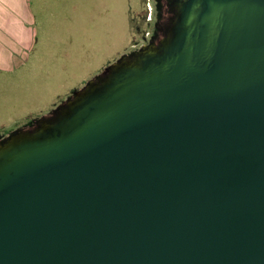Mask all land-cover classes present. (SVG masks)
I'll return each instance as SVG.
<instances>
[{"label":"water","instance_id":"1","mask_svg":"<svg viewBox=\"0 0 264 264\" xmlns=\"http://www.w3.org/2000/svg\"><path fill=\"white\" fill-rule=\"evenodd\" d=\"M0 138V264H264V0H179Z\"/></svg>","mask_w":264,"mask_h":264},{"label":"crops","instance_id":"2","mask_svg":"<svg viewBox=\"0 0 264 264\" xmlns=\"http://www.w3.org/2000/svg\"><path fill=\"white\" fill-rule=\"evenodd\" d=\"M55 1L0 0V128L45 115L58 100L64 99L70 88L72 54L67 47H76L73 55L86 60L88 53L101 56L106 45L109 54L105 55V65L113 60V35L102 33L98 24L101 21L96 17L105 16L103 0H62L82 5V10L77 11L83 16L71 20L77 30L74 39L67 36L69 28H65L63 20L56 21ZM104 35L106 41H102Z\"/></svg>","mask_w":264,"mask_h":264},{"label":"rangeland","instance_id":"3","mask_svg":"<svg viewBox=\"0 0 264 264\" xmlns=\"http://www.w3.org/2000/svg\"><path fill=\"white\" fill-rule=\"evenodd\" d=\"M146 5V0H103V14L105 16L98 15L97 18L101 21V30L102 33L111 34L113 35L114 45L112 47L111 53L113 54V60L111 62H107L105 65L106 57L105 55L109 54V50H107V46H104V51L101 53V56L97 54L94 56H90L88 53L87 59L83 60V57H75L73 55V51L76 47L66 48V50H71L72 54L70 53L69 59V83L70 88L68 90V94L72 93V91L76 90L77 88H83L89 81L94 79L104 68L109 66L110 64L114 63L117 59H119L122 55L134 51L137 47H139L143 43L142 35H139L136 27L139 25L140 27H147L146 25L143 26L141 21L143 18L141 17V10L144 3ZM85 5L87 3L85 2ZM151 5V2H150ZM77 10H82L81 3H74L66 1L62 3V0H56L54 4V15L56 21L58 19L63 20L65 24V28L67 31V36H71V38L76 37V27L73 25L71 20L74 21L76 17L80 18L83 15H78ZM51 13L53 12L52 8H50ZM85 17V16H84ZM111 17V19L109 18ZM152 17V14H151ZM145 21L146 17H145ZM86 23L88 20L86 19ZM105 35L102 41H106ZM133 44V45H132ZM78 58V60H75ZM104 63V66H102ZM64 96L63 101L67 100L69 95ZM57 101L53 108H50L46 114H42L39 116H34L32 118H26L21 120L18 123H14L10 127L7 128H0V136L3 138L11 135L12 132L21 129L26 125H30L34 123V119L42 118L43 116L48 115L54 109L59 108V106L63 102ZM38 117V118H37Z\"/></svg>","mask_w":264,"mask_h":264},{"label":"flooded vegetation","instance_id":"4","mask_svg":"<svg viewBox=\"0 0 264 264\" xmlns=\"http://www.w3.org/2000/svg\"><path fill=\"white\" fill-rule=\"evenodd\" d=\"M178 3H180L179 0H151L152 17L149 21H145L147 7L144 3L141 10V17L143 18L141 23L147 27H140L139 25L136 27L139 35L143 37V43L135 50H139L142 45H148L152 48L159 44V41L164 38L166 32L177 19Z\"/></svg>","mask_w":264,"mask_h":264},{"label":"built area","instance_id":"5","mask_svg":"<svg viewBox=\"0 0 264 264\" xmlns=\"http://www.w3.org/2000/svg\"><path fill=\"white\" fill-rule=\"evenodd\" d=\"M151 0H146V20L149 21L151 19V14H152V7L150 5Z\"/></svg>","mask_w":264,"mask_h":264}]
</instances>
